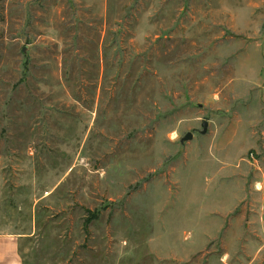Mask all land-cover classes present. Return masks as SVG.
Masks as SVG:
<instances>
[{
	"label": "rangeland",
	"instance_id": "rangeland-1",
	"mask_svg": "<svg viewBox=\"0 0 264 264\" xmlns=\"http://www.w3.org/2000/svg\"><path fill=\"white\" fill-rule=\"evenodd\" d=\"M15 263L264 264V0H0Z\"/></svg>",
	"mask_w": 264,
	"mask_h": 264
},
{
	"label": "water",
	"instance_id": "water-1",
	"mask_svg": "<svg viewBox=\"0 0 264 264\" xmlns=\"http://www.w3.org/2000/svg\"><path fill=\"white\" fill-rule=\"evenodd\" d=\"M203 131L201 132L203 135H205L207 133L208 130V122L203 123ZM193 139V134L192 133H188L182 140H181V144L184 145L185 142L190 141Z\"/></svg>",
	"mask_w": 264,
	"mask_h": 264
},
{
	"label": "crops",
	"instance_id": "crops-1",
	"mask_svg": "<svg viewBox=\"0 0 264 264\" xmlns=\"http://www.w3.org/2000/svg\"><path fill=\"white\" fill-rule=\"evenodd\" d=\"M14 260V259H13ZM16 264V263H15Z\"/></svg>",
	"mask_w": 264,
	"mask_h": 264
}]
</instances>
